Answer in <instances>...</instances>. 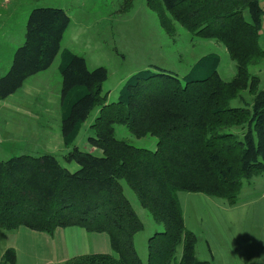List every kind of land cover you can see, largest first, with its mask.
<instances>
[{
    "label": "trees",
    "instance_id": "16d2710c",
    "mask_svg": "<svg viewBox=\"0 0 264 264\" xmlns=\"http://www.w3.org/2000/svg\"><path fill=\"white\" fill-rule=\"evenodd\" d=\"M146 4L168 35L175 34L178 23L193 35L222 44L236 72L222 79L219 57L208 53L198 60L209 62L203 77L191 76V70L180 78L161 69H143L126 80L116 101L107 102L102 92L107 69H89L82 55L60 52V132L64 146L70 147L63 157L79 168L70 171L51 153H20L0 160V228L53 234L57 228L77 226L108 236L112 253L78 255L67 264H210L196 257L197 236L185 224L177 193H201L234 205L243 185L264 174V88L260 77L249 72V65L264 59L261 0ZM69 21L61 8L30 12L24 40L0 76V100L51 65ZM234 99L243 105L233 106ZM95 107L94 136L88 142L101 149L100 156L73 145ZM115 124L137 137H156V148L117 139ZM121 180L163 227L148 238L145 262L134 246L143 223ZM0 264H16L14 249L4 251Z\"/></svg>",
    "mask_w": 264,
    "mask_h": 264
},
{
    "label": "rangeland",
    "instance_id": "374dc122",
    "mask_svg": "<svg viewBox=\"0 0 264 264\" xmlns=\"http://www.w3.org/2000/svg\"><path fill=\"white\" fill-rule=\"evenodd\" d=\"M261 5L264 9V0H261ZM39 7L61 8L68 14L70 21L64 30L59 51L51 65L27 78L15 92L12 101L8 102L16 104L14 100L17 101L22 104L21 109L26 108L27 113L0 108V131H5L6 120L20 121L26 124H22L24 132L35 130L43 133L44 136H40V139L31 138L26 142L28 138L23 135L12 137L0 135V160L23 152L36 155L51 153L70 171L79 168L75 161H66L63 157L70 148L64 146L60 132L62 79L58 65L60 52L63 49L82 55L89 69L98 66L107 69V78L102 84V92L107 93V102L116 101L126 80L143 69L153 71L161 69L173 72L180 78L191 70V76L203 77L208 74L209 62L205 60L206 58L198 60L208 53L219 57L217 70L222 79L229 80L236 72L235 61L229 57L225 47L215 40L193 35L178 23L175 24V34L168 35L160 26L155 12L147 6L146 0H133L129 6L126 5L125 0H0L1 69L9 68L15 49L24 40L29 14L34 8ZM246 15L248 16L247 13ZM260 32L264 36V23ZM260 44L264 48V41ZM249 72L260 77L261 87L264 88V59L249 65ZM27 92L33 95L30 94L31 96L27 97L24 94ZM243 95L249 99L248 93L243 92ZM231 104L240 106L243 102L234 99ZM39 105L41 110L37 108ZM98 110L99 107H95L91 111L73 145L80 150L100 156L101 149L88 142V137L94 136L91 125L98 115ZM114 134L117 139L124 140L133 146L149 150L156 148V137L152 135L137 137L124 125L115 124ZM26 144H29V148L23 149ZM121 184L124 194L143 223V228L134 236V246L138 256L145 262L148 238L155 232L161 231L163 227L152 219L146 209L142 208L130 186L124 180H121ZM246 186H249L252 194H259L264 190V174L253 177L248 185L246 183L243 185V187ZM188 205L189 212L185 211L187 228L198 238L199 236L205 238V231L201 225H204L206 221L200 214L203 207L208 211L207 207L200 203L195 205L188 203ZM208 215L210 216L211 212ZM263 220L264 211L261 210L258 214V223L254 224L252 230L254 237H259ZM211 227L216 238L222 241L218 227L215 224ZM255 241L257 242L256 239ZM204 245L203 241L199 242V246L204 247ZM252 248L256 250L255 246ZM219 264H222V261Z\"/></svg>",
    "mask_w": 264,
    "mask_h": 264
},
{
    "label": "crops",
    "instance_id": "0c3cea01",
    "mask_svg": "<svg viewBox=\"0 0 264 264\" xmlns=\"http://www.w3.org/2000/svg\"><path fill=\"white\" fill-rule=\"evenodd\" d=\"M263 23L264 21L262 25ZM262 41H264V36ZM5 72V69L0 68V76ZM14 94L0 100V108L27 113L26 108L21 109L22 104L17 101L14 100L16 104L8 103L12 101ZM24 94L29 97L32 93ZM37 108L41 110L40 105ZM17 122L6 120L5 131H0V135L4 137L23 135L28 138L26 142L31 138L40 139V136H44L43 133L35 130L24 132L22 124H26ZM28 148L29 144L23 147V149ZM177 196L185 221L187 217L185 211L189 212L188 203L194 205L200 203L208 209L207 211L203 207L202 214H200L206 221L204 225H201L205 231V238L203 236L198 238L196 235L195 253L199 260H207L210 264H219L221 261L222 264H264V220L259 237L252 235L254 224L258 223V214L261 210L264 211V190L259 194H252L249 186L242 187L239 199L234 205H229L224 199L210 198L201 193L178 192ZM210 212L211 219L208 215ZM212 224L218 227L222 241L216 238ZM197 228L200 229V226L197 225ZM201 241L204 242V247L199 246ZM253 246L256 247L255 251L252 250ZM7 248L14 249L16 264H67L69 259L78 255L112 253L109 238L105 233L87 232L77 226L60 227L53 234L27 227H19L11 232L0 228V258Z\"/></svg>",
    "mask_w": 264,
    "mask_h": 264
}]
</instances>
